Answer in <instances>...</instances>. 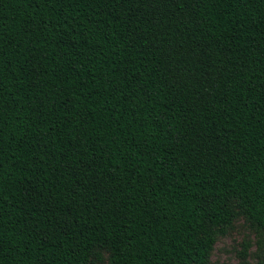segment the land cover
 I'll return each instance as SVG.
<instances>
[{"label": "trees", "instance_id": "1", "mask_svg": "<svg viewBox=\"0 0 264 264\" xmlns=\"http://www.w3.org/2000/svg\"><path fill=\"white\" fill-rule=\"evenodd\" d=\"M264 233V0H0V264H208Z\"/></svg>", "mask_w": 264, "mask_h": 264}, {"label": "rangeland", "instance_id": "2", "mask_svg": "<svg viewBox=\"0 0 264 264\" xmlns=\"http://www.w3.org/2000/svg\"><path fill=\"white\" fill-rule=\"evenodd\" d=\"M208 264H264V233L237 219L216 238Z\"/></svg>", "mask_w": 264, "mask_h": 264}]
</instances>
